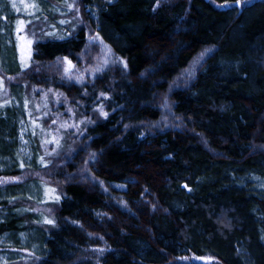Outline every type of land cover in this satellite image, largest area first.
Instances as JSON below:
<instances>
[{
	"label": "trees",
	"instance_id": "trees-1",
	"mask_svg": "<svg viewBox=\"0 0 264 264\" xmlns=\"http://www.w3.org/2000/svg\"><path fill=\"white\" fill-rule=\"evenodd\" d=\"M226 2L236 4H215ZM94 3L97 32L117 60L89 84H55L86 112L99 101L108 111L84 138L94 159L88 168L110 193L90 181L50 183L58 188L56 220L38 233L35 264H203L178 259L188 254L264 264V0H79L83 23L37 41L33 60L75 59L86 44L84 22L95 25ZM207 46L215 48L190 84L171 91L180 124L149 127L162 116L171 79ZM12 55L5 51V67ZM5 108L15 115L11 104ZM15 130V121L0 118V151L3 134L15 138ZM73 162L64 167L74 170ZM20 202L0 200V235L16 243L35 215ZM102 244L93 256L90 247Z\"/></svg>",
	"mask_w": 264,
	"mask_h": 264
},
{
	"label": "rangeland",
	"instance_id": "rangeland-1",
	"mask_svg": "<svg viewBox=\"0 0 264 264\" xmlns=\"http://www.w3.org/2000/svg\"><path fill=\"white\" fill-rule=\"evenodd\" d=\"M215 4L226 7L236 3ZM95 5L96 3L88 7L90 16L95 17V25L84 22L86 44L75 59L58 56L51 61H37L33 60L34 44L37 41L44 40L45 37H62L70 32L67 26H76L65 24L83 23L79 0H0V118H5L10 124L16 122L15 138L7 137L8 134L5 137V133L1 138V144L6 148L4 152L0 151V171L25 169L19 174L0 175L1 188L16 186L11 192H0V200L20 197L18 209L24 212L32 209L35 213L29 216L27 227L30 229L17 234L18 243L8 234L0 235V264H35L42 256L38 233L56 220L52 205L58 188L50 183L58 184V181L72 179L90 181L110 193L105 182L88 168L89 161L91 163L94 159L85 147L87 140L84 138L85 129L96 124L97 119L107 116L108 111H105L104 105L99 101L93 103L86 112L88 107L81 108L70 103L62 87L55 84H89L117 60L112 47L97 32ZM214 48L207 46L201 49L189 65L171 79L166 93L160 97L162 116L151 122L149 127L176 128L180 124L181 118L172 108L171 91L176 87L189 85ZM6 50L13 54V59L9 60L10 57H7L10 61L7 67L4 66ZM10 71L16 73L12 74ZM5 103L13 106L15 115L6 113ZM81 149L84 160L82 156L76 159V153ZM71 161H74L76 168L69 171L66 166ZM62 168L66 172L60 176L57 173ZM110 186L119 190L126 188L124 183L112 182ZM111 196L121 208L129 209L124 199L117 198L112 192ZM1 212L4 214L5 209L0 208ZM90 248L91 254L97 257L107 247L102 244ZM182 257L183 260L203 264H219L218 259L210 255L188 254L179 256L178 259Z\"/></svg>",
	"mask_w": 264,
	"mask_h": 264
},
{
	"label": "water",
	"instance_id": "water-1",
	"mask_svg": "<svg viewBox=\"0 0 264 264\" xmlns=\"http://www.w3.org/2000/svg\"><path fill=\"white\" fill-rule=\"evenodd\" d=\"M237 4H240V2L238 1Z\"/></svg>",
	"mask_w": 264,
	"mask_h": 264
},
{
	"label": "bare ground",
	"instance_id": "bare-ground-1",
	"mask_svg": "<svg viewBox=\"0 0 264 264\" xmlns=\"http://www.w3.org/2000/svg\"><path fill=\"white\" fill-rule=\"evenodd\" d=\"M18 207V206H17ZM19 208V207H18Z\"/></svg>",
	"mask_w": 264,
	"mask_h": 264
}]
</instances>
